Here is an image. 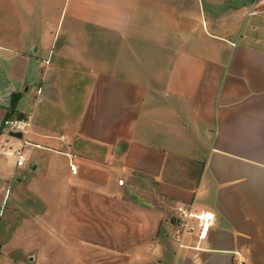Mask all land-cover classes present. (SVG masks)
I'll return each instance as SVG.
<instances>
[{
    "label": "crops",
    "instance_id": "1",
    "mask_svg": "<svg viewBox=\"0 0 264 264\" xmlns=\"http://www.w3.org/2000/svg\"><path fill=\"white\" fill-rule=\"evenodd\" d=\"M26 191L44 259L264 264V0H0V215Z\"/></svg>",
    "mask_w": 264,
    "mask_h": 264
},
{
    "label": "rangeland",
    "instance_id": "2",
    "mask_svg": "<svg viewBox=\"0 0 264 264\" xmlns=\"http://www.w3.org/2000/svg\"><path fill=\"white\" fill-rule=\"evenodd\" d=\"M22 195V203H20L18 212L17 206L13 203L15 201L14 192L11 196L12 200L3 208L0 215V244L2 246L0 264H62L59 258L63 255V248L58 242L51 244L49 254L45 259L40 256V251H42L40 246L43 243H38L39 239H36V242L33 241V236L42 235L40 240L43 242V233L39 235L36 220L33 219L38 211L30 207L34 197L28 191Z\"/></svg>",
    "mask_w": 264,
    "mask_h": 264
},
{
    "label": "built area",
    "instance_id": "3",
    "mask_svg": "<svg viewBox=\"0 0 264 264\" xmlns=\"http://www.w3.org/2000/svg\"><path fill=\"white\" fill-rule=\"evenodd\" d=\"M29 125L30 123L26 118H9L4 121V126L11 135L27 133V127ZM59 139L61 146H63L66 143V137L61 135ZM28 145H30V142L25 140L21 147L9 152L10 155L15 156L18 167H25L28 163L26 153V147ZM71 171L73 174L78 173V165L73 161L71 162ZM178 211L180 213V223L176 230V240L180 242L181 246L184 245L182 239L186 234L198 232L200 238L204 239L207 237L210 227L214 225L216 220L215 214L211 211H194L184 205H180Z\"/></svg>",
    "mask_w": 264,
    "mask_h": 264
},
{
    "label": "trees",
    "instance_id": "4",
    "mask_svg": "<svg viewBox=\"0 0 264 264\" xmlns=\"http://www.w3.org/2000/svg\"><path fill=\"white\" fill-rule=\"evenodd\" d=\"M18 99L19 97L15 95V97L13 98V102H12V106H11V110L14 112V110L16 109L17 103H18ZM2 251V246L0 244V252Z\"/></svg>",
    "mask_w": 264,
    "mask_h": 264
}]
</instances>
